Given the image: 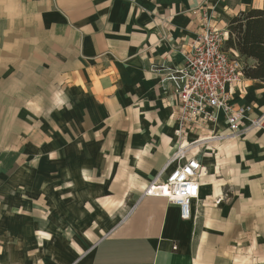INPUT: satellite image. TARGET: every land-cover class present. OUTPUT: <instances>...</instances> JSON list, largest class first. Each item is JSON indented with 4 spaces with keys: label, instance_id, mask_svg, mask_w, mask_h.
Segmentation results:
<instances>
[{
    "label": "crops",
    "instance_id": "obj_1",
    "mask_svg": "<svg viewBox=\"0 0 264 264\" xmlns=\"http://www.w3.org/2000/svg\"><path fill=\"white\" fill-rule=\"evenodd\" d=\"M251 9L264 10V0H0V264H221L216 257L222 244L216 248L208 239L221 234L223 218H246L252 233L259 229L253 220L264 217V132L251 131L245 135L248 146L237 147L236 155L231 147L219 153L226 164L252 168L228 184L226 192L237 194L236 207L210 204L226 183L215 179V159L197 157L207 174L199 181L191 220H181L179 208L165 199L144 197V188L128 214L100 239L81 236L95 215L105 217L112 193L129 184L143 188L140 176L149 179L155 172L144 164L135 168L156 137L150 118L143 123L123 110L124 99L108 97L110 90L119 86L143 95L156 90L159 96V119L175 147L149 185L177 148L171 103L151 66L182 65L183 53L200 32L193 12H208L213 26L226 30L233 17ZM233 52L243 66L255 64ZM232 95L236 105L251 107V118L264 114V83L243 78ZM112 113L138 145L120 141L106 151L108 157L95 168L105 177L77 175L64 164L68 158L50 160L56 153L101 154L83 139ZM208 129L227 132L222 118ZM207 167L214 172L208 174ZM61 180H69L68 190L59 189L67 183ZM201 213L206 219L197 223ZM56 234L55 240L46 237ZM229 257L225 264L253 263Z\"/></svg>",
    "mask_w": 264,
    "mask_h": 264
},
{
    "label": "built area",
    "instance_id": "obj_2",
    "mask_svg": "<svg viewBox=\"0 0 264 264\" xmlns=\"http://www.w3.org/2000/svg\"><path fill=\"white\" fill-rule=\"evenodd\" d=\"M200 21L196 34L183 53L178 67L152 66L160 75V84L168 95L177 148L165 168L150 182L144 197L165 199L179 208L180 218H193V204L200 195L199 181L206 174L196 151L205 148L204 138L189 141L197 128L216 127L222 118L226 134H214L215 141L238 139L251 131L264 132V114L251 118L250 106L233 102V90L242 81L243 65L233 50L225 49L228 34L212 24L206 11L193 12ZM171 166L168 172L167 169ZM175 249V248H174Z\"/></svg>",
    "mask_w": 264,
    "mask_h": 264
},
{
    "label": "rangeland",
    "instance_id": "obj_3",
    "mask_svg": "<svg viewBox=\"0 0 264 264\" xmlns=\"http://www.w3.org/2000/svg\"><path fill=\"white\" fill-rule=\"evenodd\" d=\"M152 71V66H151ZM153 72V71H152ZM126 87V86H125ZM105 96V95H104ZM120 98V101L124 99L125 106L123 110H128L130 113L137 114L139 118L141 117L142 122H146V118H150L149 120V128L154 131L155 138H151L150 141L147 144V147L149 148V151H146V153H141L139 157V165H137L135 168L140 170L139 167L141 165H147L149 167H153L156 171H158L163 163L165 162L166 158L171 154L175 147L174 141L169 138L168 130L165 127V123L163 120H160L161 112H163V107L159 103V96L155 91H150V93H147L144 95L139 94L138 90L130 89L125 90L120 89L119 86H116V88H113V90H110L108 97L114 98L117 97ZM149 102L151 104H149ZM141 107V109H140ZM147 107V109H145ZM145 120V122L143 121ZM119 118L116 114L112 113L109 116V120L107 118L104 119L103 122H101L100 129L98 131H95L92 133V131H89L91 136L85 141L83 139V142L87 146H93L95 148H98L101 152V154H84V155H66L61 156L57 155L51 156L55 164L60 162V160H65L68 158V160L64 161V164L68 166L70 169H74L75 173L77 175H80L82 177H92L95 178H103L106 175L104 174V171L99 173V167L97 168L96 164H99V161L105 160V158L108 157V152L115 150L117 145L120 141H123L125 144L130 142H136V138L133 139L135 134L131 133L128 128L122 127V124H119ZM137 131V128H136ZM253 132H260V131H252ZM227 133V132H226ZM226 133H223L226 134ZM251 133V132H250ZM255 133V134H256ZM249 132L245 135L248 136ZM193 135L197 138H204L208 136H213L214 133L210 131L207 128H197L195 131H193ZM244 136L241 140L232 141L229 143H224L223 141H207L205 148L196 151L197 157L204 158V160H207L211 158L214 160V168H216L214 176L217 182H220L221 184L226 183V186H222V196L220 195L219 198H216L212 202H210L211 205L222 206L223 204L226 206H237V202H239L236 199V192L234 193H228L226 190H230L228 185L230 182H235L236 177H242L245 178V174L247 173V170H252V168H246L244 164H241V162L238 163L237 166H231L230 164H226L224 162V159L219 155L220 152L225 151L228 147H231L233 150V154L236 155L237 153V147L243 148L246 145V138L247 136ZM135 140V141H134ZM226 140V139H225ZM229 140V139H228ZM48 145V144H47ZM137 142L135 145H129L130 146H137ZM101 147V148H99ZM169 147V148H168ZM234 147V148H233ZM139 148V146H138ZM240 148V149H241ZM168 149V150H167ZM103 150H105V153H103ZM107 156V157H106ZM110 156V155H109ZM45 157V156H44ZM217 159L219 161V164L217 163ZM223 160V162H221ZM98 161V163L96 162ZM208 163H210V160H207ZM207 163V165H208ZM213 164V163H212ZM94 166V167H93ZM94 168V172L89 171V169ZM66 168V169H68ZM208 168V174H211L210 167ZM211 168H213L211 166ZM102 169V168H101ZM100 169V170H101ZM69 170V169H68ZM84 171V172H83ZM106 172V170H105ZM155 172L152 173L151 178L155 175ZM74 173V174H75ZM131 174L133 172H130ZM133 175V174H132ZM149 177V176H148ZM69 178V177H68ZM72 175H70V179L72 180ZM149 178V179H151ZM60 179V178H59ZM140 182H145V187H138L136 185H130L124 188H120L117 190L115 194L111 195V202L109 206L105 209V217L101 220H99L95 215V218L93 221L88 222L86 224V227H83L85 230H83V233L81 236H84L86 238L92 237L93 241H97L100 239L104 233H106L110 228H112L117 222H119L133 207L135 202L137 201L138 197L146 188L149 182V179H146L145 177L139 178ZM63 182H67L69 180H61ZM211 182H214V179L211 180ZM132 183L133 182H128ZM66 185L59 187L60 190H68L69 189V182L65 183ZM221 201V202H220ZM220 202V203H219ZM243 203V202H242ZM209 204V203H208ZM200 207H205L202 202L199 203ZM202 216V217H201ZM204 213H201L198 215L199 220L197 221H203L206 218L203 217ZM257 221V222H256ZM256 221L253 220V223H256L259 226L258 230H255L253 233L248 229L249 219H224L221 221L223 230L220 235H218L217 239L210 238L208 239V243L212 245H216V248L221 247L222 244V252L219 254V256L216 257V262L221 264H225L226 261L229 260V255L232 256V258H236V260L240 263L243 262L244 259L249 258L253 260L252 264H264V255L262 254V251L259 248V243L263 240L264 242V217H259L256 219ZM263 231V232H262ZM88 234V236L86 235ZM90 235V236H89ZM59 234L56 235H47V238H52L55 240L58 238ZM65 237V236H64ZM257 240H260L257 242Z\"/></svg>",
    "mask_w": 264,
    "mask_h": 264
},
{
    "label": "trees",
    "instance_id": "obj_4",
    "mask_svg": "<svg viewBox=\"0 0 264 264\" xmlns=\"http://www.w3.org/2000/svg\"><path fill=\"white\" fill-rule=\"evenodd\" d=\"M225 49L239 57L253 60L252 66H243V77L264 83V10L251 9L233 17L227 25Z\"/></svg>",
    "mask_w": 264,
    "mask_h": 264
},
{
    "label": "bare ground",
    "instance_id": "obj_5",
    "mask_svg": "<svg viewBox=\"0 0 264 264\" xmlns=\"http://www.w3.org/2000/svg\"><path fill=\"white\" fill-rule=\"evenodd\" d=\"M213 139L216 140V137L208 136V137H205V139H203L202 141H204V142H207V141H213ZM220 202H221V201H220ZM220 202H219V203H220Z\"/></svg>",
    "mask_w": 264,
    "mask_h": 264
}]
</instances>
